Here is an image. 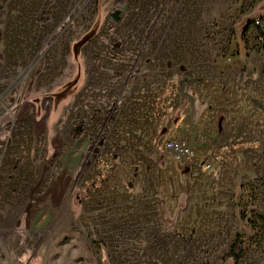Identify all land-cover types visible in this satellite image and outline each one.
Segmentation results:
<instances>
[{
  "label": "rangeland",
  "instance_id": "374dc122",
  "mask_svg": "<svg viewBox=\"0 0 264 264\" xmlns=\"http://www.w3.org/2000/svg\"><path fill=\"white\" fill-rule=\"evenodd\" d=\"M258 27L264 0H0V264H264Z\"/></svg>",
  "mask_w": 264,
  "mask_h": 264
},
{
  "label": "trees",
  "instance_id": "16d2710c",
  "mask_svg": "<svg viewBox=\"0 0 264 264\" xmlns=\"http://www.w3.org/2000/svg\"><path fill=\"white\" fill-rule=\"evenodd\" d=\"M49 13H50V4L48 3L46 11H45L44 18H43V21H46L48 19ZM249 24H250V22L247 24L246 27H249L250 26ZM258 31H259L260 34L264 35V33L262 32L261 28L258 27ZM256 180L264 185V178H256ZM189 239H190V236L188 238H186L184 240V242L186 244H188L189 243ZM244 252L245 251H244V248H243V244L239 243L237 245V244L234 243L232 245V247L230 248V251L228 252V254L224 257V259L222 261V264H225L226 261H228V260H231L232 264H239L241 259L244 256Z\"/></svg>",
  "mask_w": 264,
  "mask_h": 264
},
{
  "label": "built area",
  "instance_id": "2783aa9c",
  "mask_svg": "<svg viewBox=\"0 0 264 264\" xmlns=\"http://www.w3.org/2000/svg\"><path fill=\"white\" fill-rule=\"evenodd\" d=\"M165 147L176 159L181 161L189 159L193 154L191 146L183 139L169 140L166 142Z\"/></svg>",
  "mask_w": 264,
  "mask_h": 264
},
{
  "label": "water",
  "instance_id": "95a60500",
  "mask_svg": "<svg viewBox=\"0 0 264 264\" xmlns=\"http://www.w3.org/2000/svg\"><path fill=\"white\" fill-rule=\"evenodd\" d=\"M113 19H117L118 18V12H115L114 14H112L111 16Z\"/></svg>",
  "mask_w": 264,
  "mask_h": 264
}]
</instances>
